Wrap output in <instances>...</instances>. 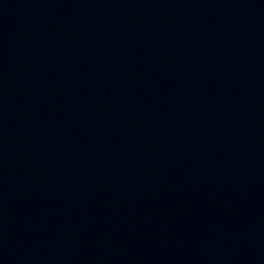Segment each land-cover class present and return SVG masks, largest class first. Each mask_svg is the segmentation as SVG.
<instances>
[{
  "label": "water",
  "instance_id": "95a60500",
  "mask_svg": "<svg viewBox=\"0 0 264 264\" xmlns=\"http://www.w3.org/2000/svg\"><path fill=\"white\" fill-rule=\"evenodd\" d=\"M0 264H264V0H0Z\"/></svg>",
  "mask_w": 264,
  "mask_h": 264
}]
</instances>
